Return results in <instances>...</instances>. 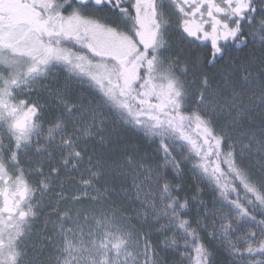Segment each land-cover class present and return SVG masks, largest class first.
<instances>
[{"label":"snow or ice","instance_id":"6c2138e0","mask_svg":"<svg viewBox=\"0 0 264 264\" xmlns=\"http://www.w3.org/2000/svg\"><path fill=\"white\" fill-rule=\"evenodd\" d=\"M218 253L264 264V0H0V264Z\"/></svg>","mask_w":264,"mask_h":264},{"label":"trees","instance_id":"16d2710c","mask_svg":"<svg viewBox=\"0 0 264 264\" xmlns=\"http://www.w3.org/2000/svg\"><path fill=\"white\" fill-rule=\"evenodd\" d=\"M247 51H250V48L249 49H243L241 53H237V52L233 51L232 52V55H234V56L235 55H240L243 52H247ZM129 136H131L133 139H135L134 134L129 133ZM140 143L142 144V146L144 148H146L149 151H151V149L149 148L148 142H146V141H140ZM152 147H154V146H152ZM194 179H195L194 177L189 176V175H186L185 176V183H191L192 181H194ZM192 214L193 215L195 214V210H193V213ZM229 262L233 264L232 258L230 259L226 254L218 253V264H229Z\"/></svg>","mask_w":264,"mask_h":264},{"label":"rangeland","instance_id":"374dc122","mask_svg":"<svg viewBox=\"0 0 264 264\" xmlns=\"http://www.w3.org/2000/svg\"><path fill=\"white\" fill-rule=\"evenodd\" d=\"M47 202H48V200H47V198H45L44 203L47 204ZM46 213H47V209H45V215H46ZM45 215H41L39 218V221L36 222L37 226H36V228H34V232H37V233L43 232ZM49 227H50V225H49ZM28 243H29V247L31 248L33 243L39 244L40 240L36 236H34L33 240L29 241ZM229 264H232V263L229 262Z\"/></svg>","mask_w":264,"mask_h":264}]
</instances>
